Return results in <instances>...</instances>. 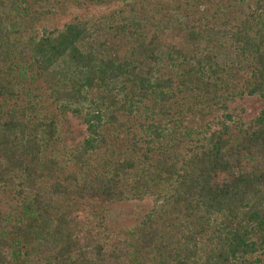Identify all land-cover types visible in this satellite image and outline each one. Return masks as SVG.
Listing matches in <instances>:
<instances>
[{"label": "trees", "instance_id": "16d2710c", "mask_svg": "<svg viewBox=\"0 0 264 264\" xmlns=\"http://www.w3.org/2000/svg\"><path fill=\"white\" fill-rule=\"evenodd\" d=\"M138 1L115 20L75 16L20 46L4 17L26 0H0V205L4 191L26 200L25 221L0 208V264H264V107L244 119L233 106L264 97V0H157L160 18ZM13 49L31 57L29 79L12 73ZM38 76L89 131L66 175L43 160L56 118L36 110L40 93L20 90ZM132 115L151 120L144 136L132 132L90 172L103 130L118 139ZM147 196L138 230L113 232L111 207Z\"/></svg>", "mask_w": 264, "mask_h": 264}, {"label": "rangeland", "instance_id": "374dc122", "mask_svg": "<svg viewBox=\"0 0 264 264\" xmlns=\"http://www.w3.org/2000/svg\"><path fill=\"white\" fill-rule=\"evenodd\" d=\"M165 1V0H164ZM168 2H179V0H167ZM183 1L184 0H180ZM193 0H189L191 3ZM82 6L78 7L72 2L67 0H26L23 3V8L18 11L12 10L10 13L5 15V25L14 31L10 33V38L20 46H22L30 36L40 35L43 29L51 27H63V25L71 21L75 16H86L88 18H99L107 17L116 19L115 16H111V13L116 10H123L125 13H129L131 8L130 3L132 0H102L101 4H95V0H85ZM135 9L139 13L146 11V16L150 17L154 14L160 18L166 14L165 10H161L155 3H162L157 0H140L135 2ZM15 25L12 27V25ZM8 60L14 63V69L12 73L20 78L24 73L26 79H29L33 75V68H30L32 62L31 57L25 54L22 58L18 56L17 49L9 50L6 52ZM5 60L0 61V72L6 70ZM166 73L169 70H165ZM49 83L44 76L34 77L30 80H22L20 90L25 93L33 91L34 93H40L37 100L34 101L35 108L38 113L45 117H55L58 126V136L55 140L45 141L43 150V160L47 161L50 158L55 159L58 166L61 168L63 175L71 171H76L79 168L74 166L70 161V156L73 151V147L76 143L81 142L85 137L89 135L87 124L84 123V116H78L72 112L62 113L58 104L49 96ZM99 93L98 90L94 89L90 96ZM30 94V93H29ZM32 95V94H31ZM36 95V94H35ZM23 96V95H22ZM33 96V95H32ZM24 99H27V94L24 95ZM28 100V99H27ZM13 102V101H12ZM17 103H24L23 100L15 101ZM147 102V101H146ZM233 106L237 107L238 112L244 117L249 119L254 115L258 114L264 107V97L253 96L243 100H238ZM84 115V113H83ZM126 118V117H124ZM142 119V117L132 115L126 118V126L123 133L120 134L119 138L116 139V132L113 130H103L105 136V142L101 149L96 150L92 153L91 165L87 168L90 172L96 173L102 170L104 164V158L107 155V151H119V146L124 150L125 147L122 142H128L131 138V133H141L144 136V132L141 130V124L143 122H150L151 120ZM106 153V154H105ZM24 197L19 194L12 192H3V201L0 208L6 213H15L12 215L23 217L22 204ZM24 201V202H23ZM155 203V196H147L143 200H128L113 205L111 207V214L108 220V224L113 232L125 233L127 231L138 230L139 224L143 216L148 213ZM24 221L25 216L23 217ZM210 235L207 232L201 234V246L202 252L205 253L211 245L209 241ZM264 261V255L261 254ZM137 264V263H134ZM257 264H259L257 262Z\"/></svg>", "mask_w": 264, "mask_h": 264}]
</instances>
